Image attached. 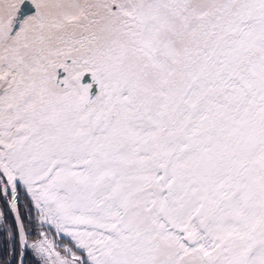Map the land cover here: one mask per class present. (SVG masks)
Segmentation results:
<instances>
[{
	"label": "snow or ice",
	"instance_id": "obj_1",
	"mask_svg": "<svg viewBox=\"0 0 264 264\" xmlns=\"http://www.w3.org/2000/svg\"><path fill=\"white\" fill-rule=\"evenodd\" d=\"M0 198L19 264H264V0H0Z\"/></svg>",
	"mask_w": 264,
	"mask_h": 264
},
{
	"label": "trees",
	"instance_id": "obj_2",
	"mask_svg": "<svg viewBox=\"0 0 264 264\" xmlns=\"http://www.w3.org/2000/svg\"><path fill=\"white\" fill-rule=\"evenodd\" d=\"M0 212H3L5 214L8 224L10 225L13 220V215L7 208L6 202L3 198H0ZM22 213L25 215V212H22ZM4 227H7V225L0 226V234H1V231L4 229ZM30 231H31L30 240H34L37 237V234L35 233L36 230H34L33 227H31ZM6 234L8 233L6 232ZM14 244H15V241L13 240L12 237L10 238L9 241L5 242L4 244L0 243V264H16L17 263L19 251H18V246H16L15 251H13Z\"/></svg>",
	"mask_w": 264,
	"mask_h": 264
},
{
	"label": "bare ground",
	"instance_id": "obj_3",
	"mask_svg": "<svg viewBox=\"0 0 264 264\" xmlns=\"http://www.w3.org/2000/svg\"><path fill=\"white\" fill-rule=\"evenodd\" d=\"M14 220V217H13ZM12 220V223H13ZM0 243L4 244L5 242L9 241L11 236H9L8 234H6V232L4 230L1 231L0 234ZM19 251V248H18ZM36 255H34L33 253H25L24 255V260L26 264H41L40 260L38 258L35 257ZM19 260V258H18Z\"/></svg>",
	"mask_w": 264,
	"mask_h": 264
},
{
	"label": "flooded vegetation",
	"instance_id": "obj_4",
	"mask_svg": "<svg viewBox=\"0 0 264 264\" xmlns=\"http://www.w3.org/2000/svg\"><path fill=\"white\" fill-rule=\"evenodd\" d=\"M28 206L25 203V197L22 196L21 197V202H20V210L21 212L27 211ZM34 214V213H33ZM55 243L58 245V250H62V247L65 243H67V238L65 239H61L60 237H56ZM29 253V252H28ZM30 253H33L32 251H30ZM36 258H38L40 260V258L38 256H35ZM40 262H42L40 260Z\"/></svg>",
	"mask_w": 264,
	"mask_h": 264
},
{
	"label": "water",
	"instance_id": "obj_5",
	"mask_svg": "<svg viewBox=\"0 0 264 264\" xmlns=\"http://www.w3.org/2000/svg\"><path fill=\"white\" fill-rule=\"evenodd\" d=\"M25 3H26V4H30V0H25ZM19 256H20V255H19ZM17 264H19V260H18Z\"/></svg>",
	"mask_w": 264,
	"mask_h": 264
}]
</instances>
